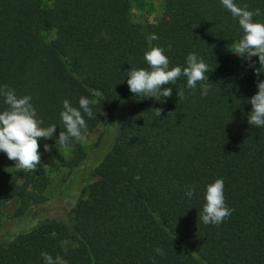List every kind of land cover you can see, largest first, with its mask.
Segmentation results:
<instances>
[{
  "label": "trees",
  "instance_id": "trees-1",
  "mask_svg": "<svg viewBox=\"0 0 264 264\" xmlns=\"http://www.w3.org/2000/svg\"><path fill=\"white\" fill-rule=\"evenodd\" d=\"M134 2L143 24L130 21L128 0H0V86L30 95L42 126H57L52 139L39 140L34 172L9 171L0 152V230L50 200L44 144L60 145L64 100L77 108L82 96L93 101L97 118L84 114L82 137L100 123L108 136L117 122L91 166L79 140L69 143L67 188L79 179L81 198L63 217L39 219L0 240V264H45L42 252L68 264H264V128L247 122V99L264 74L258 78L242 58L230 66L242 29L220 0H164L156 23L147 22L151 3ZM235 2L259 8L254 20L264 22V0ZM153 33L158 39L149 44ZM153 46L164 49L170 67L186 66L191 52L203 58L208 94L199 83L188 89L181 76L164 86L173 88L170 98L140 95L125 108L127 71L148 68L144 53ZM6 107L0 97V111ZM218 178L233 211L219 225H205L199 213L206 186ZM11 201L16 209L2 216Z\"/></svg>",
  "mask_w": 264,
  "mask_h": 264
},
{
  "label": "clouds",
  "instance_id": "clouds-1",
  "mask_svg": "<svg viewBox=\"0 0 264 264\" xmlns=\"http://www.w3.org/2000/svg\"><path fill=\"white\" fill-rule=\"evenodd\" d=\"M222 6L228 10L234 19L237 20L242 29V37L234 43V54L247 61V66L254 70V74L259 78L264 74V22L254 20L260 16V9L249 10L247 4L239 6L235 0H220ZM102 35H105L102 33ZM158 39L153 33L148 37L151 41ZM258 57L257 61L252 58ZM144 60L148 68L132 67L128 70L127 85L129 91L136 95L155 98L158 101L170 98L173 93L172 87L165 85L174 84L181 76L186 77L188 89L195 90L200 84L201 95L206 96L211 88L209 76L206 75L209 68L203 58L197 53L191 52L186 57V66L170 67L168 57L164 54V49L160 47H150L144 53ZM257 92L247 99L251 105V111L247 115V122L252 128H264V80L258 79ZM93 97L103 98V93L96 89L89 90ZM179 100L184 98V90L177 91ZM0 97H3L7 107L0 111V152L7 155V158L15 162L18 169L34 172L41 164V153L39 151V140L52 139L56 132V125L42 126L43 120L38 117L36 108L31 103V96H18L14 89L8 85L0 86ZM93 101L88 97L79 98V108L74 107L68 100L63 101V110L60 117L63 128L59 132L58 142L60 145L68 146L75 139L80 140L82 133L87 130V123L84 114L88 118H97V113L92 111ZM83 110V114L81 112ZM155 114L160 117L161 108H155ZM101 115L107 113L100 111ZM51 150V146L44 144V151ZM47 166V165H45ZM195 194V188L189 186L185 191V196L189 199ZM205 203L199 213L200 220L205 224L219 225L229 217L233 209L229 208L225 202L224 181L222 178L206 186L204 194ZM155 252L159 256L165 255L163 249L157 247ZM41 257L45 264H68L62 257L55 259L47 252H42Z\"/></svg>",
  "mask_w": 264,
  "mask_h": 264
},
{
  "label": "rangeland",
  "instance_id": "rangeland-1",
  "mask_svg": "<svg viewBox=\"0 0 264 264\" xmlns=\"http://www.w3.org/2000/svg\"><path fill=\"white\" fill-rule=\"evenodd\" d=\"M130 3L129 19L132 23L143 24V19L139 11L135 7L134 0H128ZM147 3H151L153 6L152 13L147 17L148 23H156L162 17L164 11V0H144ZM240 59L233 53V57L230 62V66H234L236 60ZM139 96L132 93L124 103L126 108ZM120 118V116H119ZM118 118V119H119ZM118 121V120H117ZM117 122L113 123L109 127V134H104V124L100 123L96 129L82 137L79 142L82 146L86 160L85 165H93L98 156L103 152L112 142L114 138V128ZM72 157L71 149L67 146H52L48 151V156L43 164L45 173L47 174L50 185L47 189L46 195L50 200L41 207L35 208L30 214L21 220L7 221L3 228L0 230V240H5L12 237L14 234L27 230L39 219L43 218H61L63 217L72 206L81 198L79 179L73 183L71 188H67L69 180L72 176H69V169L66 165V161ZM47 165V166H45ZM6 167L9 171L17 170L15 162L7 158L6 155ZM76 173H79L76 172ZM83 177V176H82ZM68 190L65 194V190ZM16 202L11 201L7 203L2 209V216H11L16 209Z\"/></svg>",
  "mask_w": 264,
  "mask_h": 264
}]
</instances>
